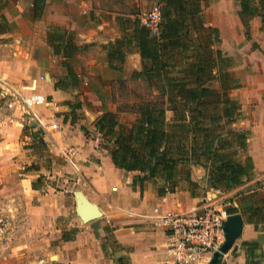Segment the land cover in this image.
Masks as SVG:
<instances>
[{
    "label": "crops",
    "instance_id": "1",
    "mask_svg": "<svg viewBox=\"0 0 264 264\" xmlns=\"http://www.w3.org/2000/svg\"><path fill=\"white\" fill-rule=\"evenodd\" d=\"M106 1L0 0V20L4 15L9 25L0 30V216L8 224L0 264H118L120 255L130 264H164L166 236L153 223L155 210L200 209L209 195L212 204L243 218L241 234L219 264H264L262 18L251 19L248 37L237 0H207L201 14L220 31L214 49L230 58L227 70L234 82L228 94L240 109L228 128L248 133L254 168L239 185L222 189L207 184L204 164L192 162L195 184L181 171L176 189L166 191L163 176L144 178L146 172L114 163L95 125L104 97L112 96V82L150 81L138 7L118 8ZM213 81L211 86L221 90L217 75ZM8 85L24 96L42 94L48 103L38 105L55 106L52 112L61 124H47L35 105L30 113L41 123L26 132L30 113L19 105L7 108ZM153 87L155 97L159 89ZM76 97L82 100L80 110L94 113V119L83 114L82 124L72 120ZM167 117H173L172 110ZM39 127L43 147L32 135ZM77 190L99 206L101 216L83 220Z\"/></svg>",
    "mask_w": 264,
    "mask_h": 264
},
{
    "label": "trees",
    "instance_id": "2",
    "mask_svg": "<svg viewBox=\"0 0 264 264\" xmlns=\"http://www.w3.org/2000/svg\"><path fill=\"white\" fill-rule=\"evenodd\" d=\"M206 1L155 0L163 4L161 29L152 34L141 26L140 45L143 58L151 59V65L144 68L148 82L159 89V95L142 100L129 123L120 121L105 103L95 121L114 163L129 171L146 172L144 178L163 176L166 191L176 189L181 171L195 184L188 167L192 162L204 164L211 186L222 189L239 185L254 168L247 153L248 133L228 128L240 104L228 94L234 82L233 73L227 70L230 58L214 49L221 40L220 31L201 16ZM237 2L238 16L249 37L254 16H260L264 25V0ZM8 29L2 15L0 30ZM216 75L221 90L210 84ZM168 110L173 111L171 119ZM28 126L33 129L36 124H25V130ZM32 133L38 145L45 146L42 128ZM116 261L130 264L123 255Z\"/></svg>",
    "mask_w": 264,
    "mask_h": 264
},
{
    "label": "built area",
    "instance_id": "3",
    "mask_svg": "<svg viewBox=\"0 0 264 264\" xmlns=\"http://www.w3.org/2000/svg\"><path fill=\"white\" fill-rule=\"evenodd\" d=\"M162 7V3L155 2L141 16V22L152 34L160 32L163 20ZM7 87L6 94L9 98L6 103L9 109H15L19 105L30 113L33 106L48 103V99L42 94L33 93L24 96L9 85ZM52 126L57 127V123H53ZM95 143L99 144V137L95 139ZM65 155L68 157L69 152ZM206 199L200 209L155 210L152 216L153 223L165 230L166 259L164 264H208L214 253L221 248L225 239L224 221L229 214L224 207L211 203V195ZM7 231V221L0 216V241L6 237Z\"/></svg>",
    "mask_w": 264,
    "mask_h": 264
},
{
    "label": "rangeland",
    "instance_id": "4",
    "mask_svg": "<svg viewBox=\"0 0 264 264\" xmlns=\"http://www.w3.org/2000/svg\"><path fill=\"white\" fill-rule=\"evenodd\" d=\"M109 1L114 4V7H118V8L121 7V8L135 9V6H136V8L138 7V11L140 12L141 16L146 11H148L152 7V5L155 3V2H149V1L144 2V0H109ZM211 85L214 86L215 82L213 81ZM153 88L154 87L151 86L147 81H136V80H130L128 78L125 80H118V81L112 82L111 88L108 89V92L112 90L111 92L112 96H108L106 98L104 97V100L106 101L105 106L108 109L116 111L119 116L120 121L129 123L135 118L139 103L142 100H148V99L154 98L153 95L155 94L153 92L154 90ZM72 101L74 102L75 105L73 109L70 110L69 115H71V117L75 116L78 124H82L81 118L83 114L90 120L94 119V116H95L94 113L87 111V109L80 110V107H82L81 105L82 100L79 97H76ZM86 101L88 102V100ZM89 102H92V100H90ZM77 104L78 105L80 104L81 106H78ZM101 107H104V106L101 105ZM35 108L43 110L41 111V113L42 112L43 114L45 113L47 116V120L49 119L48 122L46 121L47 124H53L56 122L57 124H61V122H59V119H58V114H56L57 111L55 113L52 112L53 109L55 110V106L49 105V104L48 106L37 104ZM29 115L31 119L28 120L26 124L31 125V124L41 123V120H39V117L35 115V113L34 115L32 113H30ZM29 128L31 127L28 126V128L25 131L26 132L30 131L31 129ZM100 135L102 137L101 132H100ZM207 184L211 185V182L208 180Z\"/></svg>",
    "mask_w": 264,
    "mask_h": 264
},
{
    "label": "water",
    "instance_id": "5",
    "mask_svg": "<svg viewBox=\"0 0 264 264\" xmlns=\"http://www.w3.org/2000/svg\"><path fill=\"white\" fill-rule=\"evenodd\" d=\"M78 198V210L83 220H91L101 216L99 206L90 201L81 190L76 191ZM243 228V218L240 213L229 214L224 221L225 239L219 251L215 252L208 264H219L221 255L228 251L236 238L241 234Z\"/></svg>",
    "mask_w": 264,
    "mask_h": 264
}]
</instances>
